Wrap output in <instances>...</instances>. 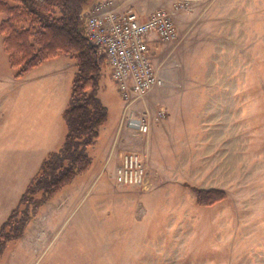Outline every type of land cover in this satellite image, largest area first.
Segmentation results:
<instances>
[{"label": "rangeland", "instance_id": "rangeland-1", "mask_svg": "<svg viewBox=\"0 0 264 264\" xmlns=\"http://www.w3.org/2000/svg\"><path fill=\"white\" fill-rule=\"evenodd\" d=\"M248 1L227 4L226 16L236 8L243 19L229 15L215 28L204 18V4L178 0L184 5L178 9L174 4L169 12L176 35L147 38L163 79L146 94L153 109L140 105L146 95L123 101L109 66L100 72L98 97L107 120L87 148L90 168L54 193L20 238L6 243L0 264H264V0ZM4 17L0 13V21ZM219 33L236 42L212 43ZM16 71L0 35V224L42 159L63 141L61 110L76 62L58 54L23 76ZM42 73L48 74L44 80L28 79ZM125 104L150 118L163 109L189 127L187 146H170L164 136L156 147L155 158L173 169L172 176L151 179L146 156L139 154L147 184H118L112 166L104 164L103 143L117 125L115 145L125 127L119 126ZM213 109L221 118L216 130L208 114ZM184 130L174 134L176 140L185 137ZM187 159L183 173L178 167ZM191 187L219 189L225 198L202 206Z\"/></svg>", "mask_w": 264, "mask_h": 264}, {"label": "trees", "instance_id": "trees-1", "mask_svg": "<svg viewBox=\"0 0 264 264\" xmlns=\"http://www.w3.org/2000/svg\"><path fill=\"white\" fill-rule=\"evenodd\" d=\"M91 0H0V35L11 67L20 77L56 57L72 56L76 71L68 103L62 111L65 134L61 145L46 154L17 204L0 224V254L6 243L20 238L38 209L77 175L86 172L92 157L87 148L107 120L98 97L100 72L108 65L85 31L84 14ZM196 202L211 206L225 198L222 190L191 187Z\"/></svg>", "mask_w": 264, "mask_h": 264}, {"label": "built area", "instance_id": "built-area-1", "mask_svg": "<svg viewBox=\"0 0 264 264\" xmlns=\"http://www.w3.org/2000/svg\"><path fill=\"white\" fill-rule=\"evenodd\" d=\"M179 6L184 7L183 2H177L174 8ZM84 24L88 40L98 46L105 57L123 101L141 100L153 87L162 85L163 79L152 63L147 38L155 34L159 40H166L176 35L171 12L158 9L142 16L129 6L121 9L116 0H99L88 7ZM128 106L123 105L119 126L146 133L149 114L136 113ZM164 114V110L159 109L154 119ZM144 161L136 152H125L115 169L117 183L143 188L147 184Z\"/></svg>", "mask_w": 264, "mask_h": 264}, {"label": "crops", "instance_id": "crops-1", "mask_svg": "<svg viewBox=\"0 0 264 264\" xmlns=\"http://www.w3.org/2000/svg\"><path fill=\"white\" fill-rule=\"evenodd\" d=\"M95 1L97 2L99 0H93L92 2H95ZM177 1L178 0H122L120 2V8L123 9L125 7H128V6L132 7V8H137V11L142 16H145V15L149 14L150 12H152L154 10H158V9H164V10L172 11L174 9L173 8L174 4ZM189 2L194 3V4H204V7H202V8H204V9H202L204 11L203 15L205 16L204 17L205 20L208 21V24L211 25V28H215L214 26H216L217 23H219L218 21H220L221 19H223V20L228 19L227 17H229V15H230L231 19H235V20L236 19H239V20L243 19L242 12H239L238 13L239 16H238L236 8H234V11L232 13H229V15L226 16L227 15V11H226L227 4H229V3L240 4V3H242L241 0H189ZM248 2H253V0H249ZM234 7H236V6H234ZM247 17H249V16L247 15ZM224 22L226 23L227 21H224ZM240 22L242 23V21H239V23ZM227 25L228 24H226L225 26H227ZM238 26H240V25H238ZM231 32H232L231 34L234 37L236 35V33L238 32L237 31V24H235V23L233 24V30ZM229 37L230 36H228L226 34L219 33L218 37L212 38V43L216 41L222 45H227L226 44L227 41L236 42L235 38L233 39L231 37L229 39ZM27 75H29V74H27ZM47 75L48 74L42 73L40 75L31 77L28 79L33 80L34 82H38L40 80L46 79ZM25 79H27V78H25ZM211 95H214V93H212ZM167 104L169 106H172L170 102ZM140 105H144V106L148 107V109H153V104H152L151 98L149 97V94L146 95V97L144 99V103L140 104ZM163 106L166 107L164 104H163ZM213 108H214V106H213ZM60 109H62V107ZM63 109L61 110V117H62ZM209 109H211V107L206 108L205 115L207 114ZM215 111H217V110H215ZM215 111L213 109L212 112L208 113V114H210L209 116H212V120L211 119L210 120L212 121V123H214L213 130H216V128H217V122L221 121V118H220L219 114L217 113L218 111L217 112H215ZM150 119L151 120H150V124H149V131L147 134H139V133L137 134V132L134 134L133 132L130 131L129 128L124 127L120 131L119 136L116 139L115 145L112 147V142L115 138V131L117 128V125H116L115 129L110 133L107 140L103 143L104 147L102 148V158L104 159V164L105 163L110 164L112 166L114 173H115L116 167L121 162L122 155L125 152H136L138 154H143L146 156L147 165H148V169H149L148 173L150 175V178L152 176V178L155 180V179H159V178L161 179V178L172 176L171 173H172L173 169L161 166V164H159L158 160L155 158L154 155L156 153V147L158 146V144H160L159 140L163 139L164 136L167 138L166 139L167 144L170 146L173 143L183 144L184 146H187L188 144L185 140H189V135H188V133L185 132L184 129H186V131L188 132L189 127H185L183 122L177 121L175 115H172L170 113L167 114L164 118H162V120L161 119L156 120V119H154V116H151ZM180 130H184L183 133H184L185 137H183L182 139L179 138L178 140H176L174 137L176 135L175 133L180 131ZM124 134H128L129 136L128 135L124 136ZM137 135H139V138H135ZM99 136H100V133H99ZM99 136H98V138H99ZM123 136H124V138H127V140L124 139ZM129 137H133V139H129ZM208 139H210V138H208ZM154 142H156V144H154ZM213 142H216V140ZM188 143H189V141H188ZM214 148L215 147H213L212 149H214ZM212 149H211V147H209L208 152H211ZM214 151H215V149H214ZM191 161H193V159ZM205 162L206 161H204V164H206ZM189 163L190 162L187 159L182 165L179 164L178 168H180L182 166L180 168V171H182L184 173L186 171L185 166L188 165Z\"/></svg>", "mask_w": 264, "mask_h": 264}]
</instances>
